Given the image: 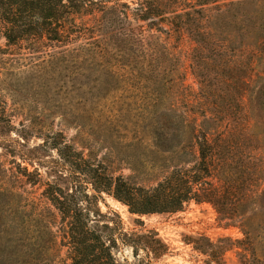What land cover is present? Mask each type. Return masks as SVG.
<instances>
[{"label": "trees", "instance_id": "16d2710c", "mask_svg": "<svg viewBox=\"0 0 264 264\" xmlns=\"http://www.w3.org/2000/svg\"><path fill=\"white\" fill-rule=\"evenodd\" d=\"M128 1L0 0V35L7 47H0V55L25 44L34 52L49 48L61 58L69 50L80 52L77 59L91 51L94 63L97 56L108 54V46L100 45L107 40L116 62L131 56L122 66L90 64L87 69L111 81L137 79L149 83L151 110L143 111L140 117L143 127L154 131L152 143L141 145L139 161L130 164L133 174L128 177H115L101 162L88 165L87 170L77 168L76 173L91 181L92 195L87 189L78 191L74 184L72 190H67L58 182H45L37 171L29 173L16 164L24 170L21 176L27 177L29 184H40L44 189L42 198L47 206L34 204L33 218L17 225L12 239L3 231L0 246L7 249L1 263L50 264L51 250L56 246L66 249L70 264H129L118 259L120 246L132 248L135 258L141 250L154 258L168 251L154 231L138 235L125 232L116 222L112 226L100 224L97 217L101 214L96 215L93 209L106 195L138 216L175 214L192 202L210 204L226 227L235 226L239 219L245 238L236 244L243 250V264H256L259 258L254 230L248 222L259 209L264 210V189L255 190L259 182L244 178L247 166L241 169L238 165L233 141L226 134L237 128L239 114L243 115L238 99L239 84H245L242 75L251 69L254 59H260L264 49V0ZM146 32L159 37L146 39ZM183 36L194 44L190 68L200 89L190 95L193 101L186 100L188 90L182 82L183 74H179L181 58L168 45L172 38ZM245 50L251 54L250 59L242 57ZM261 96L262 90L258 102ZM12 116L0 94V136L15 129ZM0 173L26 185L14 167H5L1 156ZM34 174L38 179L30 181ZM156 174L162 175L153 185L142 183ZM15 190L9 181L3 182L0 197L14 199L18 196ZM226 240L232 242L224 238L219 243ZM203 241L206 245L201 244ZM192 243L195 250L215 261L230 250L204 237ZM261 244L264 246V242Z\"/></svg>", "mask_w": 264, "mask_h": 264}, {"label": "rangeland", "instance_id": "374dc122", "mask_svg": "<svg viewBox=\"0 0 264 264\" xmlns=\"http://www.w3.org/2000/svg\"><path fill=\"white\" fill-rule=\"evenodd\" d=\"M152 35L159 37L157 33L148 32L144 37L148 39ZM162 37L166 39V36ZM100 45L108 46V54L97 56L94 63L95 60L90 57L91 51L81 54L77 59L76 55L80 52L69 50L61 58V55H56L58 52L52 53L49 48L34 52L25 44L13 46L4 51L7 54L0 55V59L4 60L0 63V94L9 105L15 128L0 136V156L7 169L14 167L21 176L24 170L18 169L16 165L20 164L29 173L37 171L45 182H58L67 190H72L76 185L80 192L87 189L89 195L94 193L93 186L85 175L76 173L79 166L87 170L88 165L101 162L111 168L115 177L133 174L130 164L139 161L143 153L141 145L146 146L153 141V128H144L140 117L143 111L151 110L150 98L153 94L148 88L149 83L137 79L111 81L105 76L91 74L87 69L90 64L122 66L131 58L126 56L116 62V57L110 55L112 45L107 40ZM168 45L181 58L179 74H183L182 82L188 90L186 100L193 101L190 95L200 89L190 68V54L194 44L187 36H183L181 39L172 38ZM0 47L7 49L1 35ZM260 54V59H254L251 69L245 76L242 75L246 77L245 84H239L241 94L238 99L243 112V115L239 114V126L236 125L235 130L233 127L226 135L233 141L231 145L239 159L237 163L241 165L240 168L247 166L244 178L247 176L255 179V183L259 182L255 190L261 192L264 189V49ZM242 57L250 59L251 54L245 50ZM260 90L262 96L258 102ZM143 129H146L145 132ZM34 175L29 178L30 181L38 179ZM161 175L156 174L142 180V183L153 185ZM61 177L66 180L62 181ZM21 178L26 185L0 173V186L9 181L18 194L14 199L9 196L0 197V235L4 231L11 239L17 225H21V222L27 224L33 218L34 204H41V208L47 206L42 198L44 189L40 184L32 186L27 182V177ZM93 210L97 212L96 215L101 214L97 217L100 224L112 226L116 222L121 224L125 232L138 235L154 231L168 246V251L160 258H154L153 255L148 257L143 250L135 258L132 248L120 246L116 255L122 262L243 264L246 260L241 254L242 248L236 244L237 240L245 238L239 219L235 220V226L226 227V222L220 220L219 214L210 204L198 205L192 202L175 214L138 216L131 214L126 205L103 195ZM13 220L15 222L10 223ZM248 224L254 230L252 237L259 258L256 264H264V246L261 244L264 242V210L259 209L257 216ZM201 237L230 250L215 261L195 250L192 242ZM224 238H231L232 242L226 240L219 243ZM201 244L206 245V242ZM156 248L161 250L159 246ZM6 249V246H0V264ZM49 258L50 264H70L66 249L61 250L58 246L51 250ZM247 259L250 260L251 256Z\"/></svg>", "mask_w": 264, "mask_h": 264}]
</instances>
